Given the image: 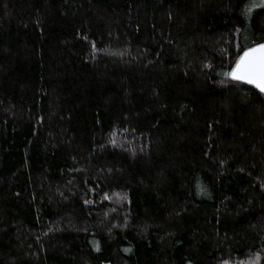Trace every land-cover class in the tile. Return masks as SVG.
I'll return each instance as SVG.
<instances>
[{
	"label": "trees",
	"instance_id": "16d2710c",
	"mask_svg": "<svg viewBox=\"0 0 264 264\" xmlns=\"http://www.w3.org/2000/svg\"><path fill=\"white\" fill-rule=\"evenodd\" d=\"M257 43L264 0H0V264H264Z\"/></svg>",
	"mask_w": 264,
	"mask_h": 264
},
{
	"label": "snow or ice",
	"instance_id": "6c2138e0",
	"mask_svg": "<svg viewBox=\"0 0 264 264\" xmlns=\"http://www.w3.org/2000/svg\"><path fill=\"white\" fill-rule=\"evenodd\" d=\"M226 75L233 80L253 85L264 93V43H257L244 50L235 67ZM224 264L228 262L225 261Z\"/></svg>",
	"mask_w": 264,
	"mask_h": 264
},
{
	"label": "water",
	"instance_id": "95a60500",
	"mask_svg": "<svg viewBox=\"0 0 264 264\" xmlns=\"http://www.w3.org/2000/svg\"><path fill=\"white\" fill-rule=\"evenodd\" d=\"M235 67V66H234ZM233 80V79H232ZM233 81H236V80H233ZM236 82H240V83H243V84H246L252 88H254L255 90H257L258 92H260L257 88H255L253 85H250V84H247V83H244V82H241V81H236ZM261 93V92H260ZM264 95V93H262Z\"/></svg>",
	"mask_w": 264,
	"mask_h": 264
}]
</instances>
